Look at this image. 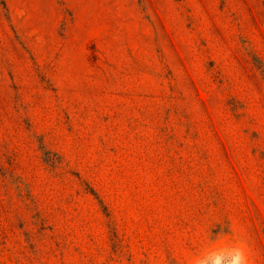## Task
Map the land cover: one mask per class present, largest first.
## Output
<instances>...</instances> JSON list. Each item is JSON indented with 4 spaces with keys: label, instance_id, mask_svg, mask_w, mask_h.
<instances>
[{
    "label": "rangeland",
    "instance_id": "374dc122",
    "mask_svg": "<svg viewBox=\"0 0 264 264\" xmlns=\"http://www.w3.org/2000/svg\"><path fill=\"white\" fill-rule=\"evenodd\" d=\"M264 264V0H0V264Z\"/></svg>",
    "mask_w": 264,
    "mask_h": 264
},
{
    "label": "clouds",
    "instance_id": "9594fccd",
    "mask_svg": "<svg viewBox=\"0 0 264 264\" xmlns=\"http://www.w3.org/2000/svg\"><path fill=\"white\" fill-rule=\"evenodd\" d=\"M197 264H249V256L245 248L233 246L202 255Z\"/></svg>",
    "mask_w": 264,
    "mask_h": 264
}]
</instances>
